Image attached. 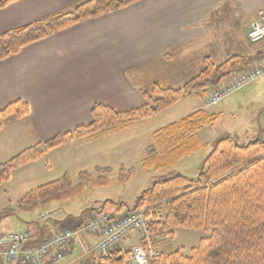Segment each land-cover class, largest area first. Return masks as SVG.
<instances>
[{
	"label": "trees",
	"instance_id": "obj_1",
	"mask_svg": "<svg viewBox=\"0 0 264 264\" xmlns=\"http://www.w3.org/2000/svg\"><path fill=\"white\" fill-rule=\"evenodd\" d=\"M17 1L0 0V10ZM141 1L86 0L70 11L4 32L0 34V61L83 21L96 19ZM203 62V69L178 88H169L161 83L152 85L148 92L142 93L144 104L139 108L117 112L100 104L94 105L90 124L37 143L0 164V184L9 180L10 172L14 169L33 163L74 140L133 128L190 95H206L227 79L246 71L250 60L235 55L220 64H215L209 57H205ZM28 115L29 107L21 101L7 105L0 110V131L9 118L22 120ZM219 118V114L199 109L158 128L151 134L150 145L144 149L141 169L166 171L181 159L200 151L205 144L199 132L216 123ZM95 172L104 175L110 169L96 168ZM90 177L88 172L78 174V180L82 183ZM71 188L70 177L64 175L59 180L30 191L20 199V204L24 208H32L38 203L59 197ZM98 212L111 222L122 216L142 213L147 225L145 233L137 236V244L144 250L149 245L152 252L157 254L148 264H264V141L257 137L245 145H239L226 135L220 137L206 156L203 169L195 180L174 176L154 182L141 192L132 207L107 200L99 206ZM81 226L66 229L75 231ZM176 227L203 230L209 236L201 239L190 250L189 256H184L166 241L172 235L171 230ZM63 229L61 226L47 225V220H44L32 232L28 229L18 233L29 234L28 247L35 249ZM77 232L79 237V230ZM71 246L66 247L70 248V255ZM56 251V248H50L41 263L49 264ZM129 256L130 250L114 247L107 255L90 253L87 264H126ZM11 264H20L19 259Z\"/></svg>",
	"mask_w": 264,
	"mask_h": 264
},
{
	"label": "crops",
	"instance_id": "obj_2",
	"mask_svg": "<svg viewBox=\"0 0 264 264\" xmlns=\"http://www.w3.org/2000/svg\"><path fill=\"white\" fill-rule=\"evenodd\" d=\"M84 1L18 0L0 10V34ZM260 9L264 0H143L83 21L0 61V110L16 101L28 105L29 115L15 121L17 130L12 131L13 136L24 135L23 147L28 148L90 124L94 105L126 112L141 107L142 93L156 83L182 86L203 69L205 57L220 64L243 54L255 59L248 68L261 67L264 52L254 57L243 45H250L246 32ZM124 131L74 140L49 154L62 153L64 147L101 145L103 139L106 151L113 152L128 135L116 140ZM18 145V140L9 141V151L19 150ZM97 239L81 232L71 255L59 264H87V251Z\"/></svg>",
	"mask_w": 264,
	"mask_h": 264
},
{
	"label": "rangeland",
	"instance_id": "obj_3",
	"mask_svg": "<svg viewBox=\"0 0 264 264\" xmlns=\"http://www.w3.org/2000/svg\"><path fill=\"white\" fill-rule=\"evenodd\" d=\"M243 45L248 53H253L254 57L257 52H264V40L250 45L243 42ZM250 62H255V59ZM258 63L264 69V57ZM206 96L207 94L201 93L190 95L169 109L140 122L135 126L137 129L130 128L124 131L116 137V140H122L126 132L128 135L115 145L116 149L113 152L106 151V141L103 139L101 145L98 143L93 146L80 145L73 150L64 147L62 153L57 151L53 155L47 154L33 165L28 163L11 171L9 180L0 184V234L35 229L40 226V217L43 215L50 218L46 219L47 225H54L57 228L61 226L65 229L76 227L87 218L98 217V208L104 201L121 202L128 208L132 207L141 192L154 182L174 176L195 180L203 169L206 156L220 137L228 135L239 145H245L257 137L264 141V74L255 83L232 93L214 106H206L204 102ZM199 109L206 110L210 114H220L216 123L203 128L200 132L202 137L200 139L205 147L181 159L166 171L152 169L143 171L141 160L144 147L150 145L151 134L158 128ZM22 120L9 118L5 121L0 131V164L20 153L18 152L20 149H26L23 147L24 135L12 134V131L17 130V127L14 128L17 123L14 122ZM17 140L19 150L9 151V141ZM108 163L111 173L103 175L98 172L101 174L98 176L95 172L96 168H106L102 165ZM80 172H88L91 175L90 179L87 182H80L78 180ZM64 175H68L72 182V188L68 192L38 203L32 208L21 206L20 199L27 193L59 180ZM171 231L172 235L167 238V244L174 250H179L184 256H189L190 250L195 248L201 239L209 236V233L203 230L181 227L173 228ZM136 238L137 235L134 234L123 240L120 249L126 251L128 245L136 242ZM72 256L75 257V253Z\"/></svg>",
	"mask_w": 264,
	"mask_h": 264
},
{
	"label": "built area",
	"instance_id": "obj_4",
	"mask_svg": "<svg viewBox=\"0 0 264 264\" xmlns=\"http://www.w3.org/2000/svg\"><path fill=\"white\" fill-rule=\"evenodd\" d=\"M247 39L250 43H256L264 39V11L259 10L257 20L254 21L247 32ZM260 67L251 68L232 79L227 83L213 90L206 98L208 106L218 104L225 97L241 90L256 82L263 75ZM105 216L100 218H90L83 226L82 231L87 234L97 235L99 242L94 248L101 254L118 245V243L133 232L145 233L147 222L142 213L136 212L129 216H122L115 221H107ZM78 237V232L72 229H63L55 233L49 240L43 241L35 249L28 247L29 234L27 233H7L0 235V264H11L19 259L20 264H42L41 260L48 255L50 248L57 251L49 264L61 262L69 255L66 249ZM157 254L150 250L134 247L126 264H148L149 260Z\"/></svg>",
	"mask_w": 264,
	"mask_h": 264
},
{
	"label": "bare ground",
	"instance_id": "obj_5",
	"mask_svg": "<svg viewBox=\"0 0 264 264\" xmlns=\"http://www.w3.org/2000/svg\"><path fill=\"white\" fill-rule=\"evenodd\" d=\"M259 11V10H258Z\"/></svg>",
	"mask_w": 264,
	"mask_h": 264
}]
</instances>
